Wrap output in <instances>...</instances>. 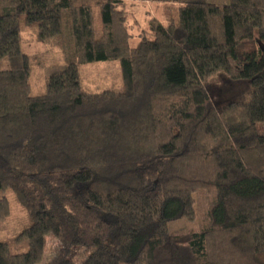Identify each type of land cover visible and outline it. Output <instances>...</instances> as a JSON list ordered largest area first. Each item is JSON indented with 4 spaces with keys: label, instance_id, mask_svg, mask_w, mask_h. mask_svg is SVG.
Segmentation results:
<instances>
[{
    "label": "trees",
    "instance_id": "trees-1",
    "mask_svg": "<svg viewBox=\"0 0 264 264\" xmlns=\"http://www.w3.org/2000/svg\"><path fill=\"white\" fill-rule=\"evenodd\" d=\"M126 1L151 0H0V222L27 244L0 231V264H42L48 234L47 264L73 245L95 247L82 264H264V0H166L138 39ZM22 17L67 63L35 84ZM110 60L121 84L87 88ZM216 79L243 97L218 106Z\"/></svg>",
    "mask_w": 264,
    "mask_h": 264
},
{
    "label": "rangeland",
    "instance_id": "rangeland-1",
    "mask_svg": "<svg viewBox=\"0 0 264 264\" xmlns=\"http://www.w3.org/2000/svg\"><path fill=\"white\" fill-rule=\"evenodd\" d=\"M210 3L217 5H224L228 0H209ZM177 6L176 3L166 0H151V1H126L124 9L129 13L131 23L133 20L138 21L139 27L132 30V33L138 35L139 28L146 26L151 20L155 19L165 23L166 17H169L172 9ZM22 31H21V46L22 51L30 56L35 62L33 64V72L31 82L35 84L39 77H50L66 68L65 61H59V55L51 52L47 44L40 41L38 38L37 24H27L22 17ZM134 28V27H133ZM135 36L138 39V36ZM42 62V64H41ZM83 82L84 85L94 92H101L104 89L113 86H119L120 80V66L114 61H101L83 66ZM244 87L233 84L227 79H216L212 82L211 92L214 96V102L218 106L224 105L226 101L234 98L243 97ZM258 131L264 135V123L258 124ZM3 193L0 192V198ZM11 205L14 211L20 212L22 209L18 207L13 200L12 194H8ZM14 213V212H13ZM8 219L0 222V231L3 234L1 238L9 244L12 251L27 250V244L23 242H16V235L24 228L22 224H9ZM171 233L185 234L199 229L197 221H188L186 219L176 220L169 224ZM45 256L42 264H47L53 259L60 249L59 240L53 235L48 234L45 237ZM95 247L85 245H73L70 248L68 258L77 264H82L93 252Z\"/></svg>",
    "mask_w": 264,
    "mask_h": 264
}]
</instances>
